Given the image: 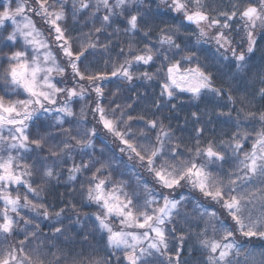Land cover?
<instances>
[{
	"label": "snow or ice",
	"instance_id": "snow-or-ice-1",
	"mask_svg": "<svg viewBox=\"0 0 264 264\" xmlns=\"http://www.w3.org/2000/svg\"><path fill=\"white\" fill-rule=\"evenodd\" d=\"M160 2L166 4L171 11L182 14L183 21L180 27L184 26L185 21L188 25L196 26L197 31L192 33L196 44L213 41L221 60H227L226 53L231 51L237 70L234 79L245 71L246 56L244 52L237 54L236 48L233 47L230 35L231 22L237 20L243 27L248 43L247 52L252 53L256 45L257 29L264 30V0H248L243 5L237 0L227 10L213 7L205 0ZM35 3L38 7H32L29 0H8L6 4H0L2 9L0 44L12 47L23 41L20 50L7 55L8 67L0 75V79H3L12 90L11 93L5 92L0 95V200L4 202L3 212L0 213V235L6 240L8 236L18 234L17 226L21 221L25 230L24 239L18 241L16 245L5 246L4 242L0 241V264H83L71 251L65 252L63 247H57L55 243L45 244L40 239L42 235L39 234L40 225L34 222L36 217L26 219L20 215L21 209L28 208L35 211L37 217L43 216L45 220L54 216L56 224L60 226H53L51 239L65 235L66 229L63 221L59 219L64 209L52 214L44 204L30 200L27 193L39 196V191L33 188L25 177L30 178L36 172H40L48 180L58 178V167L67 163L71 153L76 150L81 155V162L76 164L73 161L68 169L69 180H76L78 173L90 171L100 164L88 180L86 198L102 210L101 213L95 214V220L98 221V229L107 232V247L112 250L113 255L121 252L127 264H181L179 250L175 256L170 254L167 233L176 231L175 217L181 215L180 207L185 198L177 199L161 192L160 200L163 201L161 204L154 190L150 189L146 182L141 181L137 187L147 193L141 201L136 189L129 192L126 190L128 186L123 182L113 183L110 176H104V170L111 166L110 163L103 164L86 151L94 148L93 137L99 139L96 129H81L78 127L80 121L67 119L76 115L71 106L73 98L85 99L89 89L96 93L97 98L96 106L92 109L93 117L98 115V123L118 139L121 145L119 152L127 154L129 161L135 160L145 167L161 188L174 191L184 184H190L205 198L221 204L227 210L236 226L235 231L223 222L213 223L217 220L215 211L209 212L199 204L193 209L195 217L199 221H204V227L198 233H194L198 238L199 247L207 253L203 264H241L240 256L245 253L248 255L245 256L244 264H253L254 258H251L247 245L251 244L253 238L264 241V111H261L258 117L254 112L246 113L250 121L258 120L260 130L254 129L253 133L241 132L240 123L237 122V131L228 140L221 139L217 142L215 139H207L202 143L207 129L200 127L194 129L195 143L191 147L186 146L182 151L177 144L166 151L167 142L172 140L174 134L164 130L161 122L155 142L141 133L140 138L146 142L140 143L136 134L131 132L129 122L134 118L127 115L120 105L106 110L101 104L104 93L100 82L108 79L109 75L131 82L135 78L130 71L133 63L148 65L156 59H161V68L157 72L166 69L161 84L162 97L166 94L171 99L176 90L190 92L194 97H199L205 90L216 96L225 94L223 88L214 86L211 72L201 66L199 58L190 49L180 60L175 59L176 55L188 48L187 44L181 48V44L176 42L179 27L175 30L171 28L159 30L156 41L159 48L156 44H145L142 50H136L135 45L129 43L128 56L118 66L113 64L110 74L90 72L87 66L82 69L81 65L88 56L94 54L93 50L98 46V37L95 41L81 43L80 47L74 50L72 38L60 24L66 18V0H54L53 3H49V0H35ZM143 4L144 0H114V3L111 0H96L95 5L91 4L90 0H73L72 14L75 16L77 10L83 12L94 8L93 23L95 19L101 20V26L94 29L96 34H103L106 28L112 27L116 22L113 19L115 17L122 19L125 24L123 29L125 34L135 36L142 33L143 38L150 39L153 31L151 10L142 8ZM101 7L104 14L98 17L96 13H99ZM29 13L40 16L50 25L54 32L56 47L66 58L77 87H60L63 81L55 80V76L63 77L66 69L57 61L50 43L42 38L43 33L36 27ZM213 29L215 34L210 36L209 32ZM113 31L119 33L120 29L117 27ZM99 46L105 51L109 50V44ZM221 49L224 51L220 52ZM123 53L124 49L121 48L119 54ZM194 59L195 66L182 67V62L191 65ZM105 64L107 66V61ZM141 75L148 80L153 78L147 72ZM82 81H87V87L81 83ZM13 94H23L25 98L13 100L10 98ZM256 96L264 101V77L260 79L253 99ZM228 100L234 103L230 92ZM155 106L161 107L159 102ZM128 107L131 108V105ZM243 112L242 107L237 115ZM125 115L127 120H124ZM192 115L195 122L199 123V115L197 113ZM220 115L225 113L221 112ZM227 115L230 116V112ZM66 123L70 125L68 128L63 127ZM121 125L124 130L121 129ZM33 126L37 128L35 138H32L29 132ZM148 126L150 130H156L157 121H148ZM53 127L59 128L60 132L53 135L49 130ZM40 128L45 129L43 135L40 134ZM5 130L7 135L4 134ZM58 136L63 138L59 139L58 143L49 145L48 155H40L48 141L57 140ZM248 140H251V149L244 151L243 142ZM101 143L104 141L101 140ZM100 151L103 155L104 148ZM185 151L190 154L187 158H184ZM32 153H35V156H32ZM85 156L88 157L87 160L84 159ZM26 159H31L32 163L28 164ZM113 159H117L115 153ZM118 159L126 169H134L133 165L123 160V156ZM158 160L161 161L159 164ZM209 165L214 167L218 165L215 174L209 170ZM224 165L230 166L227 171H224ZM12 186L24 187L27 192L23 197L19 193L13 196L10 191ZM81 187L83 188V185ZM9 211L15 216H10ZM112 218L119 220V229H114L110 223ZM76 223H79V217ZM170 224L173 227L168 229L167 226ZM29 227L32 229L30 232L27 231ZM196 227H200L199 222L196 223ZM236 232L244 238V242L237 241ZM84 239L87 240V236ZM180 240L183 243V235ZM33 241H37L35 247L29 248ZM160 257L165 259L161 260ZM116 259L117 264H120L121 258ZM89 264H109V261L91 260Z\"/></svg>",
	"mask_w": 264,
	"mask_h": 264
},
{
	"label": "trees",
	"instance_id": "trees-1",
	"mask_svg": "<svg viewBox=\"0 0 264 264\" xmlns=\"http://www.w3.org/2000/svg\"><path fill=\"white\" fill-rule=\"evenodd\" d=\"M8 0H0V4H6ZM54 0H49V3H53ZM91 4L95 5L96 0H90ZM114 3V0H111ZM170 3V0H168ZM206 3L219 9H225L231 7L232 3H236L237 0H205ZM248 0H239L241 5L246 4ZM32 7H38L35 0H29ZM73 0H66L65 3V14L66 18L60 22L61 27L66 29V34L72 38L73 49H78L81 43H86L88 40H97L98 46L94 51L93 55L88 56V59L84 61L83 67L87 66L90 72H107L111 73L113 64L119 65L124 62L128 56L129 43L135 45L136 50H142L145 44H156L159 37V30L161 28H171L175 30L179 27L177 34L178 38L176 42L181 44V48H184L185 44L188 48L175 56L176 60H180L182 55H185L189 49L194 52L196 57L199 58V63L207 71L211 72L213 77V84L217 88H223L225 94L216 96L214 93L209 91H203L199 97H194L190 92L176 91L175 95L169 99L166 94L161 96V84L165 77V71L161 70V59H156L153 63L144 65L143 63H133L130 71L134 75V79L129 82L120 77H111L100 82L104 97L101 100V104L106 110L115 108L116 105H120L122 109L131 115L134 119L130 121L131 132L136 134L140 143H145L140 138V134L144 133L151 138L154 143L156 135L160 131L159 125L163 124L164 130L173 133L171 141L167 142V148L179 145L183 151L185 147H191L195 143V128L204 127L207 131L204 133L202 143L207 139H215L219 142L221 139L228 140L231 135L237 131L236 123H240V131L253 133L255 130H260L261 125L256 121H250L246 117V113L251 111L259 116L261 111H264V101L260 100L258 96L253 99L255 89L259 86V81L264 77V30L257 29L256 33V45L252 53L247 52V37L243 27L234 20L232 23V29L230 32L233 40V47L236 48L237 54L244 52L246 56V68L244 72H241L235 79L233 78L236 73L235 61L232 58L231 51H228L226 55L227 60H221L220 53L216 51V45L213 41L209 40L207 43L201 42L200 44L195 43V36L192 35L197 31L195 25H188L186 21L184 26L180 27L183 21V16L180 13L171 11L166 4H162L160 0H144L142 8H149L150 17L152 20L153 31L150 39H145L141 34L135 36L131 34H125L123 29L125 24L122 19L113 17L116 21L112 27H108L104 30L103 34H96L94 29L101 26V20L95 19L93 23L92 13L94 8L84 10L83 12L77 10L75 16H73ZM13 7L15 5L13 4ZM59 7V5H57ZM79 5L77 3V9ZM2 10V9H0ZM104 14L103 7H101L99 13L96 16L102 17ZM32 19L38 24L47 35H51V27L49 24L34 13H29ZM87 21V25L85 22ZM119 27L120 32L114 33V29ZM208 30V29H207ZM206 30V31H207ZM11 31V27H9ZM91 33V35H86ZM111 34V35H109ZM215 29L209 32V35H214ZM51 41L53 42V38ZM22 40L20 44L12 47H4L0 44V75L5 72L8 67V61L6 59L13 51L20 50ZM109 44V50L105 51L104 48L99 45ZM156 47L160 46L156 44ZM165 48L167 46H164ZM121 48L124 49L123 54H119ZM224 50L221 49L220 52ZM56 58L61 65L66 69L63 78H57L56 80H62L60 87H77L76 82L73 80L72 70L67 66L66 58L60 53L58 49L55 50ZM107 61V66L105 64ZM196 60L194 59L190 65L187 62H182V67L195 66ZM147 72L152 75L151 80L145 79L141 74ZM87 87V81H82ZM11 89L7 86L3 79H0V95L5 92L11 93ZM231 93L234 103L228 100V93ZM8 97H6L7 99ZM11 99H23L25 95H11ZM63 99V98H61ZM96 93L90 89L86 93L85 99L73 98L71 104L75 117L67 118L70 121H80L78 125L81 129L95 128L99 139L93 137L94 148H89L86 151L91 153L93 158L99 159L103 164H109L110 167H106L104 170V176H110L113 183L123 182L126 184L127 191L131 192L136 189L139 192L141 201L147 195L143 189L138 188V184L143 181L146 182L150 189L154 190V194L157 200H160V193L170 197L180 199L184 197L182 205L180 207V216L175 217L176 231L168 232V246L170 254L175 256L177 250L180 251L181 264H203L206 259L207 253H205L199 247V241L194 233H198L200 229L204 227V221H199L195 217L193 209L197 204L203 205L208 209L209 212L215 211L217 214V220L213 223L223 222L228 228L235 231V224L231 217L228 215L221 204L212 201L211 199L205 198L199 191L193 189L190 184H184L182 187L176 188L174 191L169 189H163L157 184L153 176L142 167L139 162L133 160L129 161L127 154L119 152L121 147L118 139L112 134L108 133L103 126L98 123V115L94 118L92 109L96 106ZM114 101V103H113ZM159 102L161 107L157 108L155 105ZM131 105V108L128 107ZM174 106V107H173ZM244 108V112L239 116L237 115L238 110ZM81 109H83V116H81ZM223 112L225 115H220ZM230 112V116L227 115ZM192 113H197L200 117L199 123L195 122V118ZM119 115V111H117ZM127 115L124 116V120H127ZM142 118V119H141ZM156 120L158 127L156 130H150L148 121ZM51 123V121H49ZM69 124H64V128H68ZM123 129V125H121ZM53 135L60 132L59 128L49 129ZM40 134L43 135L45 132L44 128L39 129ZM29 132L32 138H35L37 128L35 126L30 127ZM7 135V133H4ZM63 137H57V140H49L45 145L44 151L40 153L42 156L48 155V147L51 144L58 143L59 139ZM101 140L104 143H101ZM106 145V147H105ZM101 148H104V153L101 155ZM244 151L251 149V140L243 142ZM113 153L117 159H113ZM35 156V153L31 154ZM190 154L185 151L184 158H187ZM123 156V160L130 165L134 166L133 170L126 169L121 161L118 159ZM85 160L88 157H84ZM73 161L76 164L81 162V155L78 150L71 153V158L68 159L67 163L61 164L57 171L59 172L58 178H52L48 180L42 176L40 172H36L32 177H25L32 184V187L39 191V196H34L31 193L28 194V198L34 203H42L52 214L64 209V213L59 219L63 221V225L66 229L65 235L60 236L58 239H51L53 233V226H60L56 224V219L53 216L52 219L45 220L43 216L37 217V213L31 209L24 208L20 210V215L26 219H32L36 217L34 222L39 223L40 239L48 243H55L57 247H63L65 252L71 251L77 260L83 262V264H89L91 260L107 259L109 264H117V257H120V264H127L123 260V254L116 252L114 255L112 250L107 247V232L98 229V221L95 220V214L101 213V208L94 202H90L86 198V189L88 186V180L91 178L92 173L96 168L100 167L97 164L90 171L82 172L77 174L76 180H69L68 169L72 166ZM28 164L32 163L31 159H26ZM161 161H157L159 164ZM203 162V161H200ZM209 170L215 174L216 167L209 165ZM229 165H224V171L229 169ZM183 183V182H182ZM83 185V188L81 187ZM111 187V185H109ZM12 195L15 196L17 193L23 197L27 192L24 187L16 188L12 186L10 189ZM23 202V200H22ZM162 204L163 201L160 200ZM4 202L0 200V213L3 212ZM10 216H15L14 213L9 211ZM77 217H79V223H76ZM18 219V217H17ZM207 220V217H205ZM199 222L200 227H196V223ZM110 223L114 229H119V220L112 218ZM173 225H168L167 228L171 229ZM32 229H27L30 232ZM17 233L15 235L8 236L5 240L3 235H0V241L4 242V245H16L18 241L24 239L25 230L24 224L21 221L17 226ZM209 230V235H211ZM184 236L183 243H181L180 237ZM237 241L244 242V238L240 236L239 232L235 233ZM87 236V240L84 237ZM48 237L50 239H45ZM68 237L69 239H66ZM219 234L217 239H219ZM37 241H33L28 247H35ZM248 252L264 253V241L257 238H253L251 244L247 245ZM55 251V249H53ZM241 264H244V254L240 256ZM264 258V257H263ZM263 258L260 261H263ZM164 260L165 257H160ZM264 262V261H263ZM258 264V263H256Z\"/></svg>",
	"mask_w": 264,
	"mask_h": 264
},
{
	"label": "rangeland",
	"instance_id": "rangeland-1",
	"mask_svg": "<svg viewBox=\"0 0 264 264\" xmlns=\"http://www.w3.org/2000/svg\"><path fill=\"white\" fill-rule=\"evenodd\" d=\"M33 21L35 22V20L33 19ZM35 25L36 27L43 33V37L44 39H46L50 45H51V50L53 51L54 55L56 56V53H55V50L59 48L56 47V42L54 40V32L51 30L52 34L51 35H47L41 28H39L38 24L35 22ZM205 30H207L206 26H205ZM53 38V42L51 41V38ZM23 42V41H22ZM60 51V50H59ZM60 53L62 54V52L60 51ZM57 61L59 62L58 60V57H57ZM67 61V60H66ZM60 63V62H59ZM64 76V75H63ZM57 78H63L61 76H55V80ZM176 91H179V90H176ZM4 133H7V130L4 131ZM8 134V133H7ZM264 252V251H263ZM249 253H251V258H254L253 259V264H256V263H263L264 261V253H257V252H252V251H249ZM248 255V253H245L244 254V260H245V256ZM263 258V261H260V259ZM240 259H243V258H240Z\"/></svg>",
	"mask_w": 264,
	"mask_h": 264
},
{
	"label": "flooded vegetation",
	"instance_id": "flooded-vegetation-1",
	"mask_svg": "<svg viewBox=\"0 0 264 264\" xmlns=\"http://www.w3.org/2000/svg\"><path fill=\"white\" fill-rule=\"evenodd\" d=\"M259 264H264V262L263 263H259Z\"/></svg>",
	"mask_w": 264,
	"mask_h": 264
},
{
	"label": "water",
	"instance_id": "water-1",
	"mask_svg": "<svg viewBox=\"0 0 264 264\" xmlns=\"http://www.w3.org/2000/svg\"><path fill=\"white\" fill-rule=\"evenodd\" d=\"M187 23V22H186Z\"/></svg>",
	"mask_w": 264,
	"mask_h": 264
}]
</instances>
